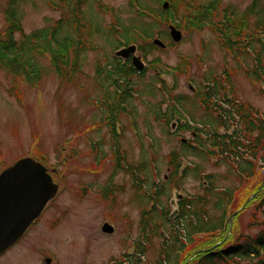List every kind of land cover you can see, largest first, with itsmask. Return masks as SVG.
Wrapping results in <instances>:
<instances>
[{"label":"rangeland","instance_id":"374dc122","mask_svg":"<svg viewBox=\"0 0 264 264\" xmlns=\"http://www.w3.org/2000/svg\"><path fill=\"white\" fill-rule=\"evenodd\" d=\"M165 1L171 3V0H160V3ZM252 1L222 0V8L241 13ZM104 3L115 8L123 22L129 17L122 12L128 9V0H104ZM259 4L264 7V0ZM4 7L5 0H0L1 29L5 26ZM177 8L176 15L166 16L157 30L164 33L169 25H176L182 32L181 40L171 44L164 35L166 48H156L147 55L146 73L133 78L137 94L128 104L131 115L121 112L115 126L119 157H125L128 163L146 158L151 164L148 175L154 182L166 180L167 153L179 148L181 139L190 138L187 132L167 133V130H176L174 120L170 127L162 119H156L154 112L159 110L162 98L183 95L184 109L197 120L203 114L194 99L201 80L210 73L222 76L227 72L233 96L253 110L264 112V83L250 81L245 76L243 60L234 58L219 45L211 25L194 22L193 14L184 6L177 5ZM22 10V28L26 33L59 18V12L49 8L44 0H30ZM104 18L106 23L112 19L110 15ZM218 19L219 16L214 20ZM108 51V55L113 54L112 49ZM103 54L102 50L88 53L83 73L72 85L62 84L50 74L39 85L29 86L0 70V172L22 157H32L58 185L55 196L40 216L0 256V264H120L122 255L133 249L132 243L139 236L141 211L149 209L150 203L146 199L139 202L131 177L114 169L113 133L99 106L102 94L93 81L95 64L98 60L101 64ZM161 80L170 94L161 93ZM150 89L153 94L146 92ZM163 106L164 110L168 108ZM190 159L200 164L203 172L215 175V185L235 186L237 191L227 212V218L233 216L226 229L213 236H198V241L183 254V264H192L199 251L214 250L232 240L241 242L264 226V167L240 185L232 176L224 180L222 176L228 168L215 165L214 159ZM152 165L157 167L156 173ZM107 185L113 187V192L105 195ZM202 192L201 180L189 174L182 180L181 189L168 188L160 197L162 210L160 206L155 213L156 222L161 223L159 214L165 208L169 213L176 210V194L187 196ZM104 223L113 227L111 234L101 231ZM158 250L159 239L155 238L146 259L153 262ZM46 258H50L49 263L45 262ZM254 261L238 259L218 264Z\"/></svg>","mask_w":264,"mask_h":264},{"label":"trees","instance_id":"16d2710c","mask_svg":"<svg viewBox=\"0 0 264 264\" xmlns=\"http://www.w3.org/2000/svg\"><path fill=\"white\" fill-rule=\"evenodd\" d=\"M29 1L5 0V26L0 28V70L29 86L39 85L50 74L60 83L72 85L83 73L86 55L103 51L101 64L100 60L95 64L93 81L102 94L99 106L113 133L114 169L131 177L139 202L146 199L150 203L149 209L141 211L139 236L132 243L133 249L122 255L120 264H183V254L198 241V236H213L226 229L227 212L237 191L235 186L215 185V175L203 172L201 165L190 157L214 159L215 165L228 168L222 176L224 180L232 176L240 185L246 183L264 167V112L253 110L233 96L227 72L222 76L210 73L201 80L194 99L203 114L197 120L184 109L182 104L186 98L169 96L170 90L159 81L161 93L168 96L160 100L159 110L154 112L156 119L169 125L177 110L181 111L182 120L175 119L176 130H167V133L187 132L190 138L181 139L180 147L167 153L166 180L154 182L148 175L151 164L145 157L136 163L119 157L115 134L119 114L126 111L131 115L128 104L137 94L133 78L142 77L147 67L138 72L130 60L123 61L113 54L119 47L135 43L145 59L157 48L148 40L168 36L167 32L157 30L159 24L166 16H175L177 5H182L193 14L194 22L211 25L219 45L233 57L250 60L251 64L246 63L242 68L250 81L264 83V7L259 4L260 0H253L241 13L222 8V0H171L166 10L160 0H128V9L122 10L129 15L124 22L104 0H44L49 8L59 12V18L26 33L22 28V9ZM106 15L112 17L110 23L105 22ZM108 48L112 49V55H108ZM227 87L231 96L227 94ZM146 92L153 94L151 89ZM163 104L168 108L163 110ZM152 167L156 173L157 167ZM189 174L201 180L203 192L179 200L178 213L173 219L165 208L159 214L161 223H157L155 213L160 206L162 210L160 197L168 188L181 189L182 180ZM112 192L113 187L107 185L104 194ZM155 238L159 239V250L157 258L150 262L146 253ZM238 259H255L252 264H264V226L241 242L232 240L217 249L199 251L192 264L229 263Z\"/></svg>","mask_w":264,"mask_h":264},{"label":"water","instance_id":"95a60500","mask_svg":"<svg viewBox=\"0 0 264 264\" xmlns=\"http://www.w3.org/2000/svg\"><path fill=\"white\" fill-rule=\"evenodd\" d=\"M168 3H163L167 8ZM169 36L173 42H179L182 33L175 26H169ZM152 43L163 48L164 43L156 38ZM116 57L127 59L131 57V64L137 71L145 67L137 47L131 44L114 52ZM58 190L45 167L31 157H23L0 172V254L11 247L40 215L41 211ZM180 199V195H175ZM177 210L172 211L169 218H173ZM233 215L228 218L231 221ZM102 232L111 234L113 227L104 223ZM50 260L47 259L48 263Z\"/></svg>","mask_w":264,"mask_h":264}]
</instances>
